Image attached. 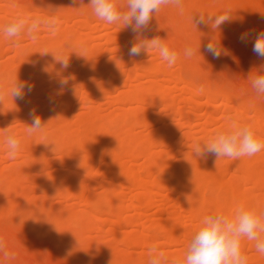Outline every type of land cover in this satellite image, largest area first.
<instances>
[{"label": "rangeland", "instance_id": "rangeland-1", "mask_svg": "<svg viewBox=\"0 0 264 264\" xmlns=\"http://www.w3.org/2000/svg\"><path fill=\"white\" fill-rule=\"evenodd\" d=\"M29 1L0 0V85L8 88L18 78L22 79L21 81L28 79L29 83L34 85L33 91L23 100H13L10 95H5L0 102V132L4 134L0 141V239L4 241L7 251L15 253L13 260H5L0 253V264H137L140 257L146 258L148 264V249L154 243L165 251L170 260H182L196 222L187 220L191 214L179 202L178 191L171 193V188H167V185L162 189L150 186V190L154 191L151 204L144 206L138 203L136 206H130V200L137 192L136 186H126L125 181L116 176L113 177L116 185L107 184L110 179L109 176L106 180L107 173L104 175L106 166L110 171L108 165L105 166L107 160H113L122 171L129 169L139 172L147 165L145 157L139 154L141 149L151 154L159 153L156 165L158 170L152 167L153 170L150 168L142 178L149 181H161L165 178L175 181L180 176L181 187L189 184V187L199 189L198 195L189 204L191 207L202 204L203 199L212 200L224 203L226 208L235 214V192L251 190L252 193L239 202L240 206L264 209V150L249 157L247 162L249 166L254 167L258 175L256 184L242 180L243 172L237 170L233 164L242 161L244 157L238 160L221 157L217 160L212 154H206L202 158L193 154L197 144L203 145L217 132L226 130L229 118L241 123L252 120L253 107H248L246 114L243 113L237 119L232 106L235 102L223 110L220 100L214 99L212 103L218 109L209 117L204 96L198 95L195 101H192L179 88L180 82L176 81L173 83L175 87L168 88L172 83L165 80L166 73H172L171 76L175 77L182 72L185 64L188 71L196 74L200 80L209 81L213 85L233 91L234 94H241L254 103L263 104L264 96H257L252 88V80L257 75L264 74V59L253 53L252 42L256 33L264 31V0H240L237 3H242L243 12L240 7L234 12L237 3L227 7L224 0H183L182 15L174 7L162 6L144 35L148 38L160 36L170 50L178 53L177 62L171 67L155 50L138 57H129L128 50L134 40L118 33V24H109L104 28V22H98V18H89L86 23L82 18L72 15L82 12L81 7L88 6L84 8L89 9L86 16H94L87 5L88 0H83L82 5L74 4L73 0L36 1L40 7L29 6ZM119 2L123 4L125 0ZM18 4H26L28 11H19ZM49 7L56 9V15L61 19L58 30L64 32L60 40L63 41L57 43L62 45L52 50L55 51L54 56L57 59L70 57L71 53L65 50V44L67 46V41L73 42L83 36L78 41L89 51L88 56L74 59L77 68L75 71H80V75L77 74L82 83H85V86L99 85V78L94 72L97 73L105 62L115 59L120 61L118 73L121 78L117 84L105 87L106 89L99 88L90 95L85 92L84 85L75 87L71 72L57 73L47 69L36 70L37 72L33 71L32 74L25 72L26 63L16 61L14 51L22 49L25 53H32V61L37 62L38 57L46 51L41 44L52 39L56 33L53 35L47 29L41 28L36 40H31L26 35L13 40L3 34L2 28L19 14L46 18L49 15ZM227 8L231 9L233 19L223 24L219 30H212L210 26L203 24L196 26L193 21L199 14L207 18L222 14ZM64 10L71 11L69 17L63 15ZM244 32L252 33L247 43H242L239 39ZM106 34L108 35L105 38ZM209 41L218 46L221 43L224 54L219 58L208 54L204 46ZM187 47L195 49L190 58L184 55ZM147 63L160 65L165 71L155 72L153 75L157 79L154 80L152 75H144L141 64ZM62 77L70 79L68 85L60 90L58 81ZM153 82H156L157 95L164 92L167 93V99L172 100L171 110L163 108L159 103L149 104L150 93L147 91L143 93L140 101L123 99L125 94L133 89ZM49 96L55 98V103L49 102ZM63 101L67 103L60 112L58 109ZM9 105L12 106V112L23 108L27 114L18 119L15 115L11 116L14 113L9 115L1 111L4 106ZM33 109L46 123L45 128L31 135L28 149L31 156L28 157L27 153L20 150L15 159H10L4 143L5 129L15 132L19 137L23 136L27 125L31 123L29 113ZM131 114L137 115V121H129L127 124L123 118ZM158 134L165 135L167 142L164 145L152 143L153 138L150 137ZM55 135H58L62 147L57 149L44 146L42 141L52 142L49 140L54 139ZM94 135L100 138L97 146L104 145L106 152L94 153L96 157L93 169L84 170L81 162L83 156L90 151L85 144L90 138H95ZM39 138L42 139L43 145L37 143ZM63 155L78 161L79 165L61 164ZM188 156L194 157L185 159ZM32 158L40 168L33 165L30 160ZM184 166L186 170L180 169ZM162 167L166 170L165 177L163 171H160ZM14 169L24 172L16 173ZM112 173L114 172L110 175ZM234 173L236 175L233 176ZM159 175L164 179H160ZM65 178H71L70 182ZM44 179H48V182L54 185L53 188L63 184V187L75 189L80 195H45L38 187V183ZM102 196L114 201L121 216L136 215L135 221L120 223L103 211L98 215L99 219L93 218L90 214L94 209L88 198ZM202 207L198 215L216 214L206 204ZM45 212H48L50 219L44 218ZM178 221H182L181 226L177 228L183 238L181 243L164 242L163 238L157 237L152 231L156 223L173 224ZM146 229L149 230L145 232ZM121 232L137 233L143 237V241L138 244L117 241L115 234H122ZM241 250L249 257L248 264H256L257 260L258 264H264V255L257 258L252 242L242 243Z\"/></svg>", "mask_w": 264, "mask_h": 264}, {"label": "clouds", "instance_id": "clouds-1", "mask_svg": "<svg viewBox=\"0 0 264 264\" xmlns=\"http://www.w3.org/2000/svg\"><path fill=\"white\" fill-rule=\"evenodd\" d=\"M73 3L84 4L83 0H73ZM87 5L98 19L109 24H121L123 28L131 29L135 39L128 50L129 57H138L155 50L169 67L177 62L178 53L170 50L163 38L160 36L148 38L144 33L149 29L154 15L160 12L162 6L174 7L182 15L183 0H125L123 4L119 0H88ZM48 9L49 15L46 18L17 15L3 26V34L13 40L22 35L36 40L41 28H45L54 35L60 27L61 19L56 15V9L50 7ZM232 19L233 13L231 9H228L222 14L207 18L199 14L193 18V21L196 26L203 24L210 26L212 30H219L223 24L231 22ZM251 35L250 32H244L239 39L242 43H247ZM204 50L213 58H219L225 52L221 43L218 46L210 41L204 46ZM252 51L257 57L264 59V31L255 34ZM194 53L195 49L192 47L184 50V55L189 58ZM54 58L60 63L61 68L69 67V56L59 59L54 56ZM69 79V77L59 79L60 90L68 85ZM252 88L257 96H264V74L257 75L252 80ZM33 89V84L18 79L8 88L0 85V102L5 95H10L13 100H23ZM199 91L202 92L203 89ZM49 102L55 103V98L49 96ZM29 115L31 123L27 125L26 134L31 136L42 131L46 123L36 115L35 109ZM4 143L7 146L9 158L15 159L21 149V137L15 132H8L6 128ZM262 150H264V137H259L251 124H243L229 118L226 130L217 132L203 145L197 144L193 154L197 158L212 154L217 157V160L221 157L238 160L245 156H254ZM245 238L248 241H255L256 252L264 255V209L239 206L231 218L223 213L206 215L187 243L182 260H170L165 251L154 243L148 249V264H248L249 257L241 250V242ZM0 253L5 260L15 259V253L6 250L2 239H0Z\"/></svg>", "mask_w": 264, "mask_h": 264}, {"label": "bare ground", "instance_id": "bare-ground-1", "mask_svg": "<svg viewBox=\"0 0 264 264\" xmlns=\"http://www.w3.org/2000/svg\"><path fill=\"white\" fill-rule=\"evenodd\" d=\"M36 1H40V0H32V1L30 0L27 4H29V6L34 5V6L40 7L39 5H37V4H39V2H36ZM239 1L240 0H224L227 7H230L232 4H235ZM238 4L239 3H237L236 8H234V12H236L237 9L241 8L242 3H240L239 5ZM18 5H20V4H18ZM85 7L87 8L88 6H85ZM85 7L83 6L80 8V10L82 12L79 11L76 13H72V15L82 18L83 19L82 21L84 22V20H85L86 23L88 22L89 18L97 19V17H95V16H86L88 14L89 9H84ZM243 8H244V6H243ZM243 8H241V10ZM17 9L21 12L28 11L26 4H25V6L20 5L19 7H17ZM235 9H236V11H235ZM227 10H228V8H227ZM241 10H239L240 14H241ZM243 10H242V12H243ZM70 13H71V11L64 10L63 15L69 17ZM99 20L100 19H98V22H99ZM102 22H104V21H102ZM102 26H104V28H107L109 26V23L104 22V23H102ZM117 26H118V28L116 30L118 31V33L119 32L122 33L123 36L124 35L129 36L131 38L130 40L135 39V36L132 33V31L130 30V28H123V25H121V24H118ZM63 33L64 32H59V30H58L52 39L43 41V43L41 44L42 47L44 49H46V51H49V52L45 51L41 56L38 57L37 62L32 61V59H31L32 53H29V54L25 53V50H22V49L21 50L17 49L14 51L15 52L14 56L16 58L15 60L18 62L26 63L25 66L27 69L25 70V72L29 71L31 74L34 73L33 71H36V70L45 71L46 69H47V71H52V72H57V73L71 72L73 75L71 80L75 84V87H78L79 85H84V87L86 89L85 92L87 94H90V95L94 94L97 91V89H99V88H100V90H101V88L106 89L105 87L108 88V87L113 86V84H117V81L121 78L119 73H118V64L120 61L115 60V59L105 62L103 64L102 68H100L97 73L96 72H94L95 74L93 73L94 75H96L99 78V81H98L99 85L95 84L94 86H92V85H86L85 86V83H82V79L79 76L80 75L79 74V72H80L79 68H78L79 72H77L79 75L76 73L77 68L75 67V60L74 59L78 58V57L83 58L85 55H87L89 53V51L85 47H82L81 41H78V40H81L83 38V36H81V38L78 40H74L73 42L67 41V46L65 44L64 48L66 47L65 50H68V52L70 51V53H71V55L69 57V67L67 69L61 68L60 63L57 62L53 56L55 51H52V50L59 48L62 45V44L57 45V43L63 41V40L60 41L63 37ZM107 35L108 34H106L104 37L106 38ZM64 37H65V34H64ZM43 48H41V49H43ZM0 49H1V46H0ZM55 55H56V53H55ZM85 64L87 65V62ZM141 66H142V70L144 71V75H147V76L152 75L154 80L157 79L155 77V75H153V74H156L155 72H164L165 71L160 65L154 66V64L147 63L144 65L141 64ZM184 66L185 67H184V69L182 68L183 69L182 72H179V74L175 77L171 76L172 73H166L165 74L166 82L172 83V84H170V86L168 88L175 87V85L173 83L178 81V82H180L179 88H181L183 90V92L186 93L187 98L191 99L192 101H195V99L198 95L204 96L205 97L204 103L206 104V109H207L206 113L208 114L209 117L212 116V113H214V111H216L218 109V107L214 106V103H212V101L214 99L220 100V105H222L221 108L223 110H226L227 105H231L232 102H235L232 106H233V111H234V115L236 116V118L241 117L242 114L245 113L246 110L248 111V109H249L248 107L252 106L253 110L252 109H250V110L253 111L252 116L254 118L252 117L253 119L249 120V121L248 120L242 121V123L243 124H251L252 127L254 128V130L256 131L257 135L259 137H263V135H264V105L263 104L264 103L263 104L262 103H259V104L254 103V102L250 101L249 99H247L245 96H243L241 94L237 95L236 93L234 94L233 91L225 89L222 86L213 85L209 81L204 82V81L200 80V78L196 74L189 72L188 69L186 68L187 66L185 64H184ZM85 67L86 66L84 65V68ZM87 67L89 68V66H87ZM95 70H97V68ZM90 71H88V72L90 73ZM18 80L21 81L22 79L18 78ZM23 80L29 83L28 79L24 78ZM103 84H104V86H103ZM155 84H156V82H153L150 85H143V86L141 85L137 89H133V91L126 93L123 99L140 101L142 99L141 97H142L143 93L147 91L150 93V96L148 97V103L149 104L159 103L160 105L163 106V108H165L167 110H171L172 105H173L172 100L167 99V93L162 92L161 95H157L155 93V91H156ZM201 88L203 89L202 92L199 91ZM66 103L67 102L63 101L60 108L58 109L60 112H62L63 108H65ZM1 111L4 113L6 112L9 115L14 113L11 116L15 115V117L17 116L18 119H20L19 117H24V115L27 114L26 109H23V108H19L16 112H12V106L11 105H9V107L4 106ZM59 111H57V112L60 113ZM187 117H190V116L187 115ZM123 121L127 122V124L129 121L136 122L137 121V115L131 114L129 116H125V118H123ZM22 135L23 136H21L22 143H21V149L20 150H23L25 153H27L28 157H29V156H31L30 155L31 152H28V149L30 148L29 143L32 140V136H28L26 133H24ZM3 136H4V134H2L0 132V141H1ZM94 136H96V137L95 138L93 137L92 139L90 138V140H88L87 143L85 144V146L90 151L88 154L83 156V160L81 162V167H83L84 170H92L93 169V165H94L95 157H96L94 153L104 154L106 152L104 145L97 146L98 142L100 140L99 136L98 135H94ZM150 138H153V140L151 139L152 143L154 142V144H156L158 146L164 145L167 142L165 135H163V134H158L157 136L155 135L154 137L152 136ZM57 139H58V135H55L54 139L49 140L52 142H47L48 140L42 141V139H40V138L36 141H37V143L40 142V145H43V144H41L43 142L44 144H49V145H44L46 147L58 149V148L62 147V143L59 139L58 140ZM54 140H55V142H53ZM52 144H54L55 147ZM73 144L74 143H69V145H73ZM139 154H141L147 160V162H146L147 165L143 166V170H140L139 172H134V171L129 170V169L122 171V170H120L119 167H117L116 163L113 160H107V162L105 163V166L108 165V167L110 168V171L114 172V173H112V175H110L111 172L109 171L107 166H106V169H104L105 170L104 175L106 173L108 174L110 172L108 175L107 174L105 175L106 180L109 179L107 177L110 176V179L108 180V183H107L108 185L115 184L113 177L116 176V177L120 178L121 180L125 181L126 186H136L137 187V192H135L133 194V196L130 200V203H129L130 206H136L138 203H142L144 206L150 205L152 198H153L154 191H151L149 187L154 186L157 189H162V188H164V186L166 187V185H167V188H169V189L171 188L170 189L171 193H173L174 191L180 192V193L177 192L179 202L182 203L184 205V209H187V211L189 210V213L191 214V216L189 218H187V220L188 221L195 220V222H196V223H194L195 227H194L193 231L191 232V236L200 227L201 221H202L203 217H205L203 215H198V212L200 213V210L203 209L202 206H205V204L211 210H213L214 213L215 212L216 213H223V214L229 216V218H231L234 215L233 211L228 210L224 203L218 202V201H212V200L208 201V200L203 199L201 201V203L203 205L198 204L197 206H194V207L189 206L192 199L198 195L199 189L197 187H189V184L183 185L181 187L180 182H179L180 176H178V179H176L175 181L166 180L168 178L164 179L163 177H165L164 174L166 173V172H164V171H166L165 169H163L164 167H162L160 170V171H163L162 172L163 177H160L162 174L159 175V178L160 179L163 178L164 180L160 181L157 179L156 180L153 179V180L149 181L147 179H143L142 176L144 173H147V171H150V168H151V170H153L152 167H154V168L156 167L157 159L159 157V153L151 154L149 151H145L144 149H141ZM189 157L193 158L194 156H188L185 159H190ZM30 160L32 161L34 166L38 165L36 163V161L33 160V158ZM248 160H249V157L245 156L242 161H240L238 163H233L236 166V167L235 166H233V167H235V168H237V170L239 169L243 172V177H242L243 179L242 180L251 182L252 184H256V180L258 182V179H257L258 175H257L254 167L249 166V164H247ZM60 162H61V164L62 163L63 164H71L74 166L79 165L78 161L72 159L68 155L61 156ZM185 166L181 167L180 169L183 170L185 168ZM37 167L40 168L39 166H37ZM15 168H17V167H15ZM158 168L159 167H156L155 169L158 170ZM200 169H202V168H200ZM107 170L109 172H107ZM184 170H186V168ZM14 171L16 173H17V171H20V173L24 172V171H21L20 169H14ZM69 172H72V171L69 170ZM158 174H159V171H158ZM234 175H236V174L234 173L233 176ZM65 179L68 182H70L71 178H65ZM162 181H165V183ZM166 181H167V183H166ZM168 182H170V183H168ZM38 187L44 192L45 195L50 194V193H55V194L61 195V196H66L69 194L80 195L79 192L76 191L75 189L63 187V184L56 185V187L53 188L54 185L50 184L48 182V179H46V180L44 179L43 181L39 182ZM251 193H252L251 190L242 191V192H235V197L237 199V204H236L237 206L235 208L237 209L240 206L239 202H242L244 200V198ZM88 202L92 205V207L94 209V211L91 212L90 215L95 219H99L98 215L100 214L101 211H103V212H106V214H109L110 216H112L115 221L120 222V223H129V222L133 223L135 221L136 215H134V214L127 215V216L126 215L121 216L120 209L116 206L114 201L109 200L108 197H105V196L96 197V198L90 197V198H88ZM263 203H264V200H263ZM49 217H50V215L48 214V212H45L44 218L48 220V219H50ZM86 220H85V222H86ZM114 223H116V222H114ZM181 223H182V221H178V222L173 223V224H171L169 222L156 223L155 225H153V227L156 230H153L154 229L153 228L152 231L155 232L157 237L163 238L164 242L181 243L183 241V238L177 231V228H179L181 226ZM117 230L118 229H116V231ZM148 230L149 229H146L145 232H147ZM121 233L122 234H115V236L117 237L116 239H118L117 241L120 240L121 242H131V243H135V244H138V243L143 241V237L137 233H124V232H121ZM245 241H247V243L252 242V247L255 249V241H248L245 238L242 240L241 245H242V243H245ZM261 256L262 255L257 252V258H260ZM145 259L143 257L138 258L137 264H147ZM258 263H259V260L256 261V264H258Z\"/></svg>", "mask_w": 264, "mask_h": 264}]
</instances>
